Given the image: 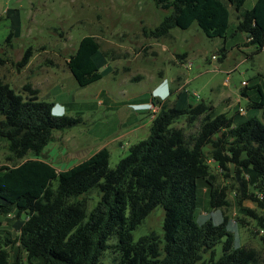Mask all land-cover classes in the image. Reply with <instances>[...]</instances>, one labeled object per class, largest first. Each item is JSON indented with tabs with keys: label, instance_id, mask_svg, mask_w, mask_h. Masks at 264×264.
Segmentation results:
<instances>
[{
	"label": "trees",
	"instance_id": "16d2710c",
	"mask_svg": "<svg viewBox=\"0 0 264 264\" xmlns=\"http://www.w3.org/2000/svg\"><path fill=\"white\" fill-rule=\"evenodd\" d=\"M246 1L155 0L170 13L144 32L160 38L172 28L187 29L197 22L208 37L226 41L234 11V32L246 36V45L262 47L264 0L250 9L244 7ZM99 49L98 40L86 36L70 55L68 67L79 85L102 78ZM30 57L31 48L19 66H26ZM24 91L0 78V140L6 141V160L11 162L0 166V215L15 213L19 222L18 234L7 237L0 221V264H33L35 257L46 264H106L108 252L116 253L109 264H264L255 247L234 246L227 229L231 188L218 181L219 172L239 180L236 205L256 221L257 230L251 232H262L264 242V216L243 203L250 199L264 206V121L253 116L236 125L226 113L214 115L211 103L189 102L185 90L176 101L152 97L158 111L152 113L149 136L130 146L115 167H110V150L103 147L58 171L42 153L55 131L83 119L69 113L57 118L51 114L54 102L40 98L31 83ZM253 105L264 111V95ZM181 115L188 125L199 122L194 134L174 125ZM247 171L259 180L256 191L250 192ZM201 178L210 187V207L224 210L219 224L196 220ZM95 190L100 198L88 213L89 193ZM158 206L164 209L163 234L153 230L135 241L133 232ZM238 220L244 227L249 224L245 217ZM220 243L222 254L217 256ZM9 246L16 249L14 257Z\"/></svg>",
	"mask_w": 264,
	"mask_h": 264
},
{
	"label": "rangeland",
	"instance_id": "374dc122",
	"mask_svg": "<svg viewBox=\"0 0 264 264\" xmlns=\"http://www.w3.org/2000/svg\"><path fill=\"white\" fill-rule=\"evenodd\" d=\"M256 1L247 0L244 7L250 9ZM168 13L155 0H0V78L23 93L24 85L31 83L40 98L54 105L63 103L69 115L83 119L55 131L54 140L42 153L58 171L86 160L103 147L110 150V167H115L130 146L149 136L155 107L148 103L138 108L134 103L151 101V89L164 77L173 80L171 101L185 90L189 102L211 103L214 115L226 113L236 125L253 116L264 121L263 109L253 105L264 95V46L246 45V36L234 32V11L226 41L208 37L197 22L187 29L172 28L160 38L145 34L144 30L155 29ZM86 36H94L100 43L97 59L104 74L100 80L82 86L67 62ZM29 48V63L19 66ZM240 107L244 113L239 112ZM188 124L186 115L174 122L189 135L199 128V122ZM8 153L6 141L0 140V166L11 163L6 160ZM246 179L250 192L256 191L259 180L255 174L247 171ZM218 181L231 188L227 214L232 220L227 229L234 246L255 247L264 259L263 233L251 232L257 230L256 221L236 205L241 196L239 180L219 172ZM209 188L199 179L195 217L200 224L207 220L219 224L224 210L210 207ZM89 196L88 213L100 198L97 190ZM243 203L264 216V206L250 199ZM238 217H245L249 224L244 227ZM163 219L164 209L158 206L133 232L134 240L153 230L163 234ZM0 221L4 236L18 234L15 213L0 215ZM8 249L14 257L16 249ZM216 249L220 256L222 243ZM106 257L109 264L116 253L108 252ZM33 264L46 263L43 257H35Z\"/></svg>",
	"mask_w": 264,
	"mask_h": 264
},
{
	"label": "clouds",
	"instance_id": "9594fccd",
	"mask_svg": "<svg viewBox=\"0 0 264 264\" xmlns=\"http://www.w3.org/2000/svg\"><path fill=\"white\" fill-rule=\"evenodd\" d=\"M166 88L165 92L161 91L162 87ZM172 95V86L171 83L168 79H163L161 81V83H159V85L153 89V95H151L152 97L155 98H160V99H168L170 98V96ZM68 113L65 105L56 103L52 108H51V114L57 118H61L66 116Z\"/></svg>",
	"mask_w": 264,
	"mask_h": 264
},
{
	"label": "crops",
	"instance_id": "0c3cea01",
	"mask_svg": "<svg viewBox=\"0 0 264 264\" xmlns=\"http://www.w3.org/2000/svg\"><path fill=\"white\" fill-rule=\"evenodd\" d=\"M164 78H168V77H164ZM163 78V79H164ZM162 79V80H163ZM169 79V78H168ZM161 80V81H162ZM170 80V83H171V86H172V82H173V80L171 81V79H169ZM161 81L160 82H158L152 89H151V91H150V97H151V92L153 91V89L159 84V83H161ZM174 89H173V86H172V92H173V94H174V92L175 91H173ZM161 91L162 92H165L166 91V88L163 86L162 88H161ZM152 99V98H151ZM57 103H59V104H62V105H65V104H63V103H60V102H57ZM148 103H150V104H152L153 105V103H152V101H150V100H147V101H143V102H140V103H134L135 105H139V106H135V107H138V108H145V104H148ZM65 107H66V109H67V111H68V107L65 105ZM54 165V164H53Z\"/></svg>",
	"mask_w": 264,
	"mask_h": 264
},
{
	"label": "built area",
	"instance_id": "2783aa9c",
	"mask_svg": "<svg viewBox=\"0 0 264 264\" xmlns=\"http://www.w3.org/2000/svg\"><path fill=\"white\" fill-rule=\"evenodd\" d=\"M243 85H247V82L243 81ZM156 109H157V107H155L154 111H156ZM240 112L244 113L245 110L242 107H240ZM260 196L262 197L263 195L260 194Z\"/></svg>",
	"mask_w": 264,
	"mask_h": 264
}]
</instances>
